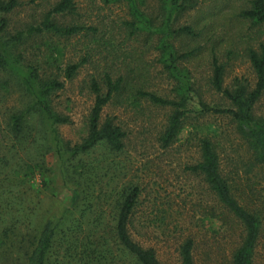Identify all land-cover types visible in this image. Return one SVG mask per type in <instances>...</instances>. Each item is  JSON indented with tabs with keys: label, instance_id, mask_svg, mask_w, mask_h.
<instances>
[{
	"label": "rangeland",
	"instance_id": "1",
	"mask_svg": "<svg viewBox=\"0 0 264 264\" xmlns=\"http://www.w3.org/2000/svg\"><path fill=\"white\" fill-rule=\"evenodd\" d=\"M57 1L21 0L10 15L9 31L22 22L39 19ZM74 2V13L56 18L64 24L94 26L97 31L51 39L60 49L59 68L68 61L81 64L73 79L65 80L64 87L53 98L54 110L66 115L69 124L53 128L69 144L81 141L87 133L85 120L94 100L89 87L91 78L104 91L102 80L106 73L114 79L121 75L127 79L126 89L115 95L100 115L112 117L126 132L125 145L120 152L98 146L81 156L89 172L83 181L88 195L73 202L70 192L62 186L65 183L56 164L52 130L47 121L33 117L31 122L40 125L44 134L38 137L40 143L34 146V154L45 163L48 172L43 176L34 168L23 182L19 180L20 184L26 183V215L21 210L25 205L11 200L17 197L15 194H10L11 206L6 212V205L0 204V264L23 263L33 246L32 239L49 218L55 226V237L48 264H136L117 242L113 227V191L128 182L137 183L140 188L134 224L130 227L132 238L153 249L161 264H181L180 246L187 238L194 243L195 264H230L232 252L241 240V229L232 225L230 230L229 218L224 224L216 217H208L206 209L214 205L212 194L203 178L187 166L199 161L197 138L206 133L217 144L222 173L238 186L254 189L250 197L255 204L264 205V165L251 164V153L235 122L224 114L189 113L177 139L163 146L160 138L171 107L154 105L136 94L140 89L169 100L175 98L173 80L165 72L154 46L155 36L146 38L143 31L132 35L127 32L125 21L131 20V15L125 0ZM159 5L160 0H141L140 6L155 17ZM248 5L249 0H198L197 6L179 19L180 25L189 24L195 32L200 31V36L191 42L179 38L175 45L183 50L188 45H200L199 55L185 65L199 94L196 99L210 106H230L209 84L212 52L224 67V87L231 88L236 79L249 89L254 87L256 77L245 51L248 46L257 48L264 44V23L252 25L239 15ZM40 50L47 52L44 46ZM5 78L0 70V126L8 114L24 104L19 86L13 80L6 85ZM253 114L264 119V93L253 105ZM0 138L10 144L1 129ZM13 189L12 186L10 192ZM254 264H264V229L255 249Z\"/></svg>",
	"mask_w": 264,
	"mask_h": 264
},
{
	"label": "trees",
	"instance_id": "2",
	"mask_svg": "<svg viewBox=\"0 0 264 264\" xmlns=\"http://www.w3.org/2000/svg\"><path fill=\"white\" fill-rule=\"evenodd\" d=\"M20 1L0 0V70L6 76V85L13 80L19 86L24 102L22 108L15 110L11 115L8 114L0 126L3 134L10 140L7 145L0 138V169L3 171V175H0V204L6 205L3 208L6 212V208L11 206V200H18L21 203L19 206L25 205L21 210L26 215L25 207L29 205V198L24 186L26 183L20 184L19 180L23 182L34 168L43 176L48 172L45 163L34 154V146L40 143L38 137H44V134L40 130L41 126L31 122V119L36 117L48 122L55 143L53 150L56 164L65 183L62 186L70 192L73 202L80 198L82 201L87 194L83 181L87 179L89 172L81 156L98 146H103L113 153L124 148L126 132L112 117L101 118L100 114L115 95L123 93L127 79L121 75L114 79L106 73L102 80L105 86L103 91L100 83L91 78L89 87L94 100L85 120L87 133L81 141L74 144L62 139L53 126L69 124V120L66 115L54 110L53 98L56 92L64 87L65 80L73 79L81 64L68 61L59 68L60 49L51 39L53 36L67 37L80 32L94 34L97 29L90 25L60 22L56 16L67 12L74 13L76 6L74 0H58L39 19L22 22L16 27L13 26V31H9L10 15L20 5ZM125 1L131 15V20L125 21L127 32L132 35L143 31L146 38L155 36L154 46L158 51L159 60L174 83L175 98L171 100L140 89L136 92L138 97L146 98L154 105L171 107L166 128L160 138L162 145L168 146L177 139L189 113L224 114L235 122L237 131L251 153V164L264 165V119L253 114V105L264 93V44H258L257 48L248 46L245 51L256 77L252 89L237 79L231 88L224 87V67L212 52L209 84L230 102V106H210L200 98L196 99L199 94L193 86L192 73L185 65L199 55L200 45H188L185 50L175 45L179 38L189 39L191 42L200 36V31L195 32L191 25L178 23L184 14L197 6L198 0H160L155 17L142 10L141 0ZM239 15L252 25L264 23V0H249V5L242 8ZM40 46H44L47 52L40 50ZM1 137L3 139L2 135ZM197 140L200 159L188 165L187 169L201 176L212 194L214 205L206 209L207 215L209 218H218L224 224H227L226 218H229L230 230L232 225L233 228L236 225L241 229V240L232 252L230 264H254L255 249L264 229V205L255 204L250 197L254 195V189L250 190L248 185L245 188L238 186L229 175L222 173L217 144L211 137L205 133ZM12 186L14 189L10 192ZM10 194L17 197L10 200ZM113 194V207L116 210L114 235L124 253L131 256L136 264H161L153 249L142 246L131 235L130 227L134 224L135 207L139 201V184L125 183L115 189ZM8 198L9 200H5ZM2 232L5 233V230ZM54 237L55 226L49 218L32 239L33 246L21 264H48ZM193 248V240L187 238L180 246L181 264H195Z\"/></svg>",
	"mask_w": 264,
	"mask_h": 264
}]
</instances>
